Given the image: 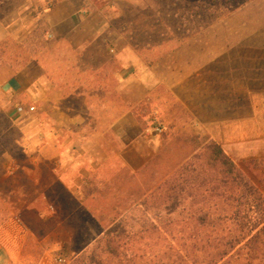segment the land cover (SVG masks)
<instances>
[{
    "label": "rangeland",
    "instance_id": "rangeland-1",
    "mask_svg": "<svg viewBox=\"0 0 264 264\" xmlns=\"http://www.w3.org/2000/svg\"><path fill=\"white\" fill-rule=\"evenodd\" d=\"M26 1L10 0L5 11ZM90 1L114 28L113 38L121 45L119 48L126 41L131 42L143 64H153L160 55L180 50L195 36L198 45H207L213 57L221 54V77L217 84L223 91L221 99L226 108L222 114L230 131L220 146L241 171L252 175L253 171L264 170V0H249L233 11L220 0L213 5L206 0ZM44 5L37 3L32 14H0L5 24L3 34L9 36L0 44V225L14 215L20 217L32 231L35 243L54 257L65 255L69 264H92L93 256L94 263L102 257L100 264H116L104 254L106 245L100 240L104 232L119 223L137 240L136 247L143 250L144 242L140 239L151 223L182 216L168 214L164 207L190 203L185 196L168 200L157 189L166 183L171 185L184 171L197 182L217 173L207 167L214 141L193 123L189 111V103L197 107L204 102L199 95L195 100L190 98L186 82L179 86L183 102L168 101L166 111L156 112L155 103L141 105L137 111L147 132L131 152H124L119 141L103 143V130L100 136L96 132L92 136L88 129L85 132L89 138L83 142L86 161L80 166L89 173L80 191L68 190L55 171L57 162L48 167L34 163L41 144L28 147L23 143L22 128L27 120L15 116L14 107L1 97L3 83L12 74L27 71L33 59L41 58L50 48L49 30L42 23L49 4ZM18 22L25 30L7 28ZM34 23L30 32L28 27L32 28ZM176 60L178 69L188 70L187 52L179 53ZM212 94V101L220 98L215 91ZM237 111L239 117L244 115L243 142L236 138V127H231ZM215 114V110L211 111L212 116ZM158 127L163 129L162 133L155 131ZM9 167L15 168L14 175L9 174ZM206 169L207 174H202ZM76 178L74 173L69 175V181ZM128 242L125 239L121 243V252L127 257L133 255V250L126 246Z\"/></svg>",
    "mask_w": 264,
    "mask_h": 264
},
{
    "label": "crops",
    "instance_id": "crops-1",
    "mask_svg": "<svg viewBox=\"0 0 264 264\" xmlns=\"http://www.w3.org/2000/svg\"><path fill=\"white\" fill-rule=\"evenodd\" d=\"M8 1L0 0V14H32L37 3L49 4L42 23L49 30L50 48L41 58H34L27 71L12 74L1 87V97L14 107L15 116L27 120L22 128L23 143L28 147L41 144L34 163L48 167L57 162L55 171L68 190L80 191L89 173L80 166L86 161L83 142L89 137L85 131L90 129L92 136L95 132L100 136L103 130V143L119 141L124 152L136 150L147 132L142 128L138 108L155 103L159 113L167 110L170 100L183 102L179 86L186 82L190 98L195 100L199 95L204 102L197 107L189 103L193 123L211 141L219 145L226 142L230 124L222 114L226 102L217 84L221 54L213 57L207 45H198L196 36L180 50L160 55L148 65L140 61L131 42L119 48L121 45L113 38L114 28L90 0H27L6 12ZM4 25L0 20V44L9 37L3 34ZM20 25L12 23L7 28L25 30ZM35 25L28 27L30 32ZM182 52L188 53L187 71L175 65ZM214 91L220 96L216 101H212ZM20 106L35 110L32 114H18ZM213 110L217 112L214 116ZM244 122V115L239 117L237 111L231 127H236V138L241 142L245 138ZM8 169L10 175L15 174L14 167ZM71 173L77 176L73 182L69 181ZM32 234L20 217L4 220L0 225V264H57L56 257L35 243Z\"/></svg>",
    "mask_w": 264,
    "mask_h": 264
},
{
    "label": "trees",
    "instance_id": "trees-1",
    "mask_svg": "<svg viewBox=\"0 0 264 264\" xmlns=\"http://www.w3.org/2000/svg\"><path fill=\"white\" fill-rule=\"evenodd\" d=\"M220 1L233 11L249 0ZM212 146L207 167L216 174L197 182L184 171L171 185L157 189L168 200L176 196L190 199L188 206L172 203L164 207L168 214L182 216L151 223L140 239L143 250L136 247L137 240L125 227L115 223L100 238L106 245L105 255L116 264L126 260L128 264H264V170L247 174L226 157L220 145L213 142ZM125 239L132 256L121 252ZM95 258L92 264H100L102 257L97 263Z\"/></svg>",
    "mask_w": 264,
    "mask_h": 264
},
{
    "label": "built area",
    "instance_id": "built-area-1",
    "mask_svg": "<svg viewBox=\"0 0 264 264\" xmlns=\"http://www.w3.org/2000/svg\"><path fill=\"white\" fill-rule=\"evenodd\" d=\"M34 110H35L34 107L24 108L20 106L17 108L18 114H32ZM155 131H157L158 133H162L163 129L161 127H158ZM56 263L57 264H69V259L65 255H59L56 257Z\"/></svg>",
    "mask_w": 264,
    "mask_h": 264
}]
</instances>
